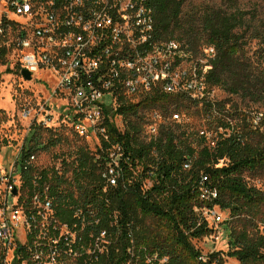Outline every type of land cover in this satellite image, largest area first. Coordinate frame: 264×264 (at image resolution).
I'll list each match as a JSON object with an SVG mask.
<instances>
[{
  "label": "trees",
  "instance_id": "trees-1",
  "mask_svg": "<svg viewBox=\"0 0 264 264\" xmlns=\"http://www.w3.org/2000/svg\"><path fill=\"white\" fill-rule=\"evenodd\" d=\"M189 1H149L156 38L176 40L196 56L205 46H213L216 55L206 75L209 87L254 104L264 103V73L243 55L245 37L239 31L246 27V14L222 8L185 14ZM239 1L225 0L234 8ZM10 53L0 45L3 63ZM191 103L200 104L159 88L122 100L105 123L109 139H103L98 150L100 160L96 162V156L81 147L70 179L55 167L33 165L24 170L21 165V202L27 208L37 195L51 200L62 222L78 226L88 252L101 246L102 253L86 254L82 259L86 264H225L215 252L202 260L205 256L195 244L216 234L203 214V210L214 209L229 212L234 220L227 223V257L240 264H264V191L248 181L264 176V119L262 127L255 129L251 114L237 110L232 116L221 108L223 104L204 103L201 110L205 119L217 122L225 131L210 139L207 132L200 135L184 129L177 112L190 108ZM174 105L178 111L172 113ZM146 110L152 111L150 116L159 110L164 114L158 112L164 123L154 137L144 129L151 124V117L146 122L142 115ZM169 114L174 123L167 124ZM114 116L124 120L123 130L113 121ZM45 132L50 133L45 150L64 140L50 129L34 127L22 151L23 162L43 145ZM118 147L122 149L121 177L112 187L103 178V171ZM103 162L105 167L100 165ZM203 176L218 192L213 202L201 198Z\"/></svg>",
  "mask_w": 264,
  "mask_h": 264
},
{
  "label": "built area",
  "instance_id": "built-area-1",
  "mask_svg": "<svg viewBox=\"0 0 264 264\" xmlns=\"http://www.w3.org/2000/svg\"><path fill=\"white\" fill-rule=\"evenodd\" d=\"M149 1L0 0V45L19 55L22 77L24 70L32 79L47 76L53 84L50 100L68 102L73 127L82 136L108 140L105 123L122 100L154 88L201 105L216 102L217 89L206 81L215 48L205 46L200 58L178 41L157 39ZM42 109L48 113L50 108ZM30 115L25 110L23 117ZM251 116L253 128H261L263 115ZM163 123V116L154 113L148 136H156ZM121 152L116 148L103 171L112 187L121 177ZM36 158L33 154L23 162L21 153L11 170H0V264H86V254L102 253L101 246L88 252L78 226L62 222L51 200L37 195L27 208L21 202V165L28 170ZM208 182L203 176L199 183L201 198L213 202L218 192ZM203 214L216 225L223 223L218 209ZM219 235L206 240H219Z\"/></svg>",
  "mask_w": 264,
  "mask_h": 264
},
{
  "label": "rangeland",
  "instance_id": "rangeland-1",
  "mask_svg": "<svg viewBox=\"0 0 264 264\" xmlns=\"http://www.w3.org/2000/svg\"><path fill=\"white\" fill-rule=\"evenodd\" d=\"M215 8H222L229 13L239 11L246 14V27L239 31L245 37L243 55L264 73V2L262 0H240L234 8L228 5L225 0H190L185 6V14L196 13L199 15L200 12ZM199 57L201 58V55ZM18 58L19 55L12 51L8 55L6 63L0 60V170H11L16 158L26 146L30 131L34 127H41L50 129L53 133L56 132L64 140L59 145L45 150L43 147L48 146L47 142L50 136V133L45 132L42 138L43 145L34 154L37 157L34 164L40 169L53 167L60 169L70 179L74 170L73 164L79 157L80 148L88 149L92 155L96 156L95 161L97 162L100 160L98 150L102 149V139L99 134L82 136L73 127L71 116L69 117L70 112L67 110L68 102L61 98L50 100L51 88L49 85L53 86V84L47 76H35L31 81L25 80L18 71ZM215 101L223 104L221 108H225V112L228 111L232 116H235L238 110L249 114H262L264 119V103L254 104L249 100L244 101L219 88ZM191 104L190 108H180L177 112L181 115L184 129L194 134L200 132V135L207 132L210 139L225 132L217 122H209L205 119L201 104ZM45 105L50 108L47 110L48 113L42 109ZM25 110L31 113L27 119L23 117ZM175 110L178 111L177 106L174 105L171 107V112L173 113ZM160 112L162 113V111ZM151 113V110L143 111L144 120H148ZM112 119L119 129H124V120L121 117L114 116ZM167 119V124L174 123L173 115L169 114ZM144 129L145 132L148 131L147 127ZM194 137L197 136L194 135ZM194 137L193 139H195ZM100 165L106 166L104 162ZM248 181L251 185H256L257 188L264 191V176L249 178ZM12 202L15 204L16 201L12 199ZM221 214L223 224L216 225L209 218L210 225L217 231L216 235L220 233L219 240H202L195 244L205 257L215 252L221 254L225 259V264H240L237 260L227 257L230 249V227L227 223L234 220L229 212H221ZM261 231H264V226Z\"/></svg>",
  "mask_w": 264,
  "mask_h": 264
},
{
  "label": "water",
  "instance_id": "water-1",
  "mask_svg": "<svg viewBox=\"0 0 264 264\" xmlns=\"http://www.w3.org/2000/svg\"><path fill=\"white\" fill-rule=\"evenodd\" d=\"M23 78L27 81H31L32 80V76L30 74V72H28L27 70H24L22 72ZM15 194H17V192H15Z\"/></svg>",
  "mask_w": 264,
  "mask_h": 264
}]
</instances>
